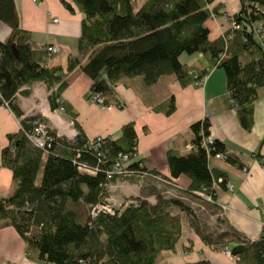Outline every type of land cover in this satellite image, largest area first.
I'll return each instance as SVG.
<instances>
[{
  "label": "trees",
  "instance_id": "1",
  "mask_svg": "<svg viewBox=\"0 0 264 264\" xmlns=\"http://www.w3.org/2000/svg\"><path fill=\"white\" fill-rule=\"evenodd\" d=\"M61 1L71 12L77 7L83 14L78 54L69 58L67 69L49 67L54 54L22 28L16 1L0 0V23L11 29L8 40L0 41L1 103L7 102L17 116L21 113L14 103L16 95L36 83L50 91L53 110L64 107L67 112L61 96L76 69L92 80L90 94H100L106 106L121 107L113 97L114 87L126 79L140 77L149 87L163 76L174 75L183 87L196 85L210 70L201 61L181 62L180 56L187 53L202 54L210 69L224 70L228 100L242 127L252 128L254 102L264 95V0H241V10L231 16L220 13V6L212 10L213 0H73L75 7ZM213 15L227 18L230 24L228 31L214 39L208 26ZM174 110L172 97L165 112ZM34 121L21 120L22 130L11 135L9 145L0 151V169H11L15 181L13 193L0 197V229L14 226L29 250L46 264H156L164 251L176 249L185 220L208 245H244L239 264H264V234L248 240L216 204L217 188L227 189L229 183L210 158L227 153L226 161L246 167L217 138L209 149L203 146L212 126L209 119L191 126V149L169 151L170 176L163 178L190 180L185 196L218 212L226 226L216 238L202 228L191 203L179 195L169 197L163 190L155 191V203L137 198L136 204L122 205L113 214L90 217L91 207L108 202V187L117 179L133 182L147 174L161 175L137 158L134 123L126 124L119 137L104 138L97 150L89 147L82 131L73 142L51 131V147L44 151L27 138ZM122 155L130 158L123 163L124 173L109 179L108 172L122 161ZM84 166L96 173L82 172ZM187 264L211 263L204 259Z\"/></svg>",
  "mask_w": 264,
  "mask_h": 264
},
{
  "label": "crops",
  "instance_id": "2",
  "mask_svg": "<svg viewBox=\"0 0 264 264\" xmlns=\"http://www.w3.org/2000/svg\"><path fill=\"white\" fill-rule=\"evenodd\" d=\"M22 28L31 31L39 46L57 49L48 61L49 67L67 69L69 58L78 54V40L82 33L83 14L74 6L68 10L61 0H15ZM220 6L219 12L234 15L241 10V0H213L210 8ZM58 18V22L54 19ZM212 39L229 30L223 18L208 22ZM11 29L0 23V41H7ZM183 63L201 61L210 73L202 86L183 87L174 75L163 76L152 86H145L140 77L120 81L114 87V99L121 107L102 109L90 101L92 80L79 69L70 73V83L61 96L69 109H52L50 91L43 83L23 87L16 95L15 105L21 116L1 103L0 95V151L10 143L9 137L22 130L21 120L32 119L47 123L54 132L70 135L80 132L87 138H117L122 128L134 123L138 134L137 158L144 159L146 167L161 175L137 177L129 182L117 179L108 187V202L115 209L129 199L147 198L156 202L157 190L167 196L171 191H185L190 180L182 176L173 182L170 176L168 153L170 150L188 151L193 133L191 126L209 119L216 138L246 167L247 172L226 160H211L213 166L224 172L234 190L217 188L216 204L227 206L229 224L248 240L260 239L264 234V95L254 102V123L250 130L242 127L237 111L228 100L226 74L223 69L207 65L202 54L183 59ZM106 76H104L105 78ZM29 91L28 94L23 91ZM174 97L175 110L166 114L169 100ZM115 100V101H116ZM60 116V117H58ZM67 139V137H62ZM164 177V178H163ZM15 189L13 172L0 169V197H9ZM238 245L231 243L233 250ZM211 264H233L220 247L206 244L184 221V234L174 251H164L156 264H187L201 260ZM0 264H46L30 251L25 239L14 226L0 229Z\"/></svg>",
  "mask_w": 264,
  "mask_h": 264
},
{
  "label": "built area",
  "instance_id": "3",
  "mask_svg": "<svg viewBox=\"0 0 264 264\" xmlns=\"http://www.w3.org/2000/svg\"><path fill=\"white\" fill-rule=\"evenodd\" d=\"M212 18L215 19L216 16L213 15ZM224 21L228 22V19L224 18ZM54 22H58V18H55ZM231 26L233 27L234 25L231 24ZM48 51L50 53H52V54H56L57 53V49L55 47H53V46H48ZM205 82H206V77L198 80L196 82V85L197 86H202V85L205 84ZM90 101L92 103H95L96 105H98L102 109H113L114 108V105L106 106L104 104V99H103V97L100 94H90ZM3 105L5 107H9L7 102H5ZM59 110L61 112H65V108L64 107H61ZM51 131L53 132L54 129H52L47 123H45L43 121H36L33 130L31 132L27 133V138L35 146L43 149L44 151H47L51 147V143L53 141V138L50 135ZM55 134L58 137L66 136L67 140L71 141V142L75 141L77 139L78 135H79V133L77 131H73V133H71L70 135H67V134L63 135V134H60V132L59 133L55 132ZM215 138H216V136H215V133H214V129L211 126L209 128V134L203 138V146L209 149V146L213 144ZM103 139L104 138H101V137L89 138L88 139V145H89L90 148H94L95 150H97L101 146ZM188 149H191V145L188 146ZM226 154H215L210 159L211 160H225ZM121 158H122V161L118 162L114 166V169L112 171L108 172V178L109 179H111L115 175H122L124 173L123 163L124 162H128L130 160V158H129L128 155H122ZM80 170L82 172H88L90 174H95L96 173L95 170L86 168L85 166L84 167H80ZM243 171L247 172V169L244 168ZM220 181H222V179H220ZM228 190L229 191H233L234 190V185L228 184ZM114 210H115V208L109 202L99 203V204L91 207L90 217L92 219H94L97 216H99L101 213L113 214ZM222 210H223L224 213H226V207L222 206ZM221 250L232 261L233 264H239L240 263V261H241L240 256L233 254L232 249H231L229 244L223 245L221 247Z\"/></svg>",
  "mask_w": 264,
  "mask_h": 264
},
{
  "label": "rangeland",
  "instance_id": "4",
  "mask_svg": "<svg viewBox=\"0 0 264 264\" xmlns=\"http://www.w3.org/2000/svg\"><path fill=\"white\" fill-rule=\"evenodd\" d=\"M34 2H41L42 0H33ZM196 55V54H193ZM193 55H189L187 53H184L180 56V60L181 62H184L183 59L187 58V57H191ZM117 106H114L113 109H117ZM60 117V116H58ZM80 133V132H78ZM64 135V134H63ZM66 137V136H64ZM42 175H43V170L41 169L39 174H38V178H37V183L39 184L41 182L42 179ZM150 174L145 175L144 177L149 176ZM173 193L172 197L175 195H179L183 201L187 202V203H191L193 208L196 211V214H198L200 221H202L203 223V227L204 230L208 233V234H212L214 235V238L217 237L218 234L222 233L223 230L225 229V225L223 227L220 218L221 216L219 215V213H215V211H213L212 209L208 208L206 205H203L197 201H192L190 198H187L185 196V194L183 193V191H179L177 190L175 191H171ZM136 204L137 200L135 201L134 199H129L124 205H129V204ZM226 207V211H227V206ZM87 212V209H86ZM219 215V216H218ZM222 215H225V213H222Z\"/></svg>",
  "mask_w": 264,
  "mask_h": 264
},
{
  "label": "water",
  "instance_id": "5",
  "mask_svg": "<svg viewBox=\"0 0 264 264\" xmlns=\"http://www.w3.org/2000/svg\"><path fill=\"white\" fill-rule=\"evenodd\" d=\"M13 49H14V53H15V55L18 56V52H17V50H15V47H13ZM244 250H245V246H244V245H238L237 247H235V248L232 250V252H233V254H235V255H239L240 253L244 252Z\"/></svg>",
  "mask_w": 264,
  "mask_h": 264
}]
</instances>
